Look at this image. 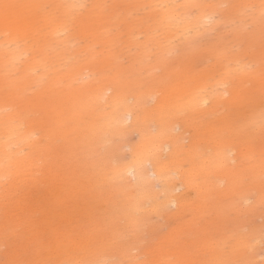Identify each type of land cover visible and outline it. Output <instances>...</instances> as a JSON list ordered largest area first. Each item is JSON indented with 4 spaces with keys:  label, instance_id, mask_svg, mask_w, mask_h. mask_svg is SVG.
I'll use <instances>...</instances> for the list:
<instances>
[{
    "label": "rangeland",
    "instance_id": "374dc122",
    "mask_svg": "<svg viewBox=\"0 0 264 264\" xmlns=\"http://www.w3.org/2000/svg\"><path fill=\"white\" fill-rule=\"evenodd\" d=\"M29 13L0 26L5 92L32 76L0 107V262L264 264V0H40ZM47 83L60 119L22 110ZM71 91L97 97L82 107Z\"/></svg>",
    "mask_w": 264,
    "mask_h": 264
},
{
    "label": "bare ground",
    "instance_id": "6f19581e",
    "mask_svg": "<svg viewBox=\"0 0 264 264\" xmlns=\"http://www.w3.org/2000/svg\"><path fill=\"white\" fill-rule=\"evenodd\" d=\"M40 0H20V3H19V5L20 6H22V7H20V8H18V9H15L14 10V12H15V14L16 15H18L19 17H16L15 18V20H14V22H13V24L10 22V20L6 23L5 22V20H4V17H3V14H0V26L2 27V29H1V32L2 33H9V31H10V29H9V27L8 26H6V25H14L15 27H20V26H22L23 25V23H26L27 22V17H26V15H25V13H28V12H30L29 13V15H30V17L32 18L34 15H35V12H36V9L38 8V2H39ZM5 3H7V4H10L9 3V0H0V5H2V4H5ZM65 11L67 12V10L65 9ZM5 23H6V25H5ZM65 28V27H64ZM60 29V31L59 32H62L63 31V29L62 28H57V31ZM16 30H18V28H16ZM14 39H16V38H14ZM0 81H2V77H0ZM30 83H32V76H31V74H24L23 72L17 77V78H15V79H13L12 81H11V83H10V87H11V89L13 90V94L11 93V94H7L6 92H5V88L4 87H2V84H0V107H3V108H10V107H13V105H14V103L16 102L13 98L16 96V95H18L19 93H25V91L26 90H28L29 89V86H30ZM51 84H49V83H47L46 85H45V87L42 89V90H40V92H37V93H34L33 95H32V97L31 98H27L25 101H27V104L26 105H24L23 106V111H27V110H34L35 112H37L39 115H52L51 113H54V114H56L57 115V119H60V118H62V116H63V96H60V95H57L58 93L55 91V89L53 88V86H50ZM12 92V91H11ZM71 93H72V96H75L77 99H79L80 101H77V103L80 105V106H82V107H87V106H89L90 104H91V100L93 101H95V99H96V97H97V95H95V96H90L89 98H87V99H85V98H83L81 95H78L77 93H76V91H71ZM123 101V100H122ZM122 103V102H121ZM203 103H205V102H203ZM128 115H132L131 113H129ZM128 115H127V117H128ZM139 117V116H138ZM129 118V117H128ZM139 119V118H138ZM129 120V119H128ZM126 121V120H125ZM124 121V122H125ZM121 123V122H120ZM57 129H58V134L59 135H61L62 137H63V127H62V125L60 124V125H58L57 126ZM163 129V128H162ZM163 130H165V129H163ZM170 130V129H169ZM166 134V133H165ZM171 136V135H170ZM30 141V140H29ZM152 147V146H151ZM155 148V147H154ZM158 149V148H157ZM150 151H151V149H150ZM158 152V151H157ZM152 153H155L156 154V152H152ZM144 154V153H143ZM154 155V154H153ZM136 156H139V155H136ZM149 157V156H148ZM140 158V157H139ZM157 158V157H156ZM153 159H155V158H152V160ZM140 160V159H139ZM158 161V160H157ZM156 161V162H157ZM152 162V161H151ZM153 162H155L154 160H153ZM155 164V163H154ZM25 165V164H24ZM153 165V164H152ZM167 165V164H166ZM161 166V165H160ZM102 167V166H101ZM153 167H154V165H153ZM165 167V166H164ZM131 168V167H130ZM155 168V167H154ZM153 168V169H154ZM158 169H159V167H158ZM169 169V168H168ZM171 171V170H170ZM119 172V171H118ZM123 172V171H122ZM139 172V171H138ZM155 172V171H154ZM120 173V172H119ZM128 173H130V172H128ZM161 173V172H160ZM139 174V173H138ZM153 174V173H152ZM163 174V173H162ZM131 175V174H130ZM157 175H158V173H157ZM161 175V174H160ZM159 175V176H160ZM165 175V174H164ZM122 176V175H121ZM133 176V175H132ZM166 176V175H165ZM10 177V176H9ZM28 177V176H27ZM139 177H141L140 175H139ZM157 177V176H156ZM156 177H154L155 179H157ZM163 177V176H162ZM161 177V178H162ZM171 177V176H170ZM104 178V177H103ZM117 178V177H116ZM164 178V177H163ZM167 178H168V176H167ZM20 179V178H19ZM30 179H32V178H30ZM97 179V178H96ZM137 179V178H136ZM140 179V178H139ZM160 179V178H159ZM159 179H157V180H159ZM165 179V178H164ZM168 179H170V178H168ZM3 180V179H2ZM120 180H121V178H120ZM161 180V179H160ZM117 182H118V180H116ZM122 181V180H121ZM120 181V182H121ZM137 181V180H136ZM140 181H142V180H140ZM165 181V180H164ZM139 182V180L137 181V183ZM103 183H105L104 182V180H103ZM158 183H159V181H158ZM4 184V183H3ZM2 184V185H3ZM143 184V183H142ZM169 184V183H168ZM172 184V183H171ZM170 184V185H171ZM1 185V184H0ZM111 185V184H110ZM136 185V184H135ZM135 185H133V186H135ZM167 185V184H166ZM169 185V188L171 187ZM88 186V185H87ZM109 186V185H108ZM138 185H136V187H137ZM161 186H163V185H161ZM168 186V185H167ZM86 187V186H85ZM104 187L106 188V186L104 185ZM92 188H93V186H92ZM169 188H167V190L169 189ZM101 189V188H100ZM139 189H142V188H139ZM172 189V188H171ZM18 190V189H17ZM138 190V189H137ZM136 190V191H137ZM166 190V189H165ZM115 191V190H114ZM172 191V190H171ZM10 192V191H9ZM106 192V191H105ZM128 192V191H127ZM158 192H160V191H158ZM169 192V191H168ZM167 191H166V193H168ZM8 193V192H7ZM12 193V192H11ZM17 193V192H16ZM71 193V192H70ZM164 193V192H163ZM173 193V192H172ZM13 194V193H12ZM104 194V193H103ZM146 194H148V193H146ZM156 194V193H155ZM160 194V193H159ZM162 194V193H161ZM161 194L159 195V196H161ZM168 194H170V193H168ZM2 195V194H1ZM7 195V194H6ZM29 195H30V193H29ZM68 194H66V196H67ZM145 195V194H144ZM157 195V194H156ZM163 195V194H162ZM171 195V194H170ZM170 195H168L169 197H170ZM28 195H26V197H27ZM65 196V195H64ZM104 196H106V195H104ZM146 196V195H145ZM151 196V195H150ZM149 196V197H150ZM155 196V195H154ZM154 196H151V197H154ZM175 196V195H174ZM1 197V196H0ZM16 197H18V196H16ZM30 197V196H29ZM102 197V196H101ZM148 197V195H147V198H149ZM4 198H6V197H4ZM10 198V197H9ZM66 198H68V197H66ZM154 198H156V197H154ZM163 198V197H162ZM166 198H167V196H166ZM165 198V199H166ZM172 198V197H171ZM174 198V197H173ZM176 198V197H175ZM174 198V199H175ZM150 199V198H149ZM152 199V198H151ZM1 200V199H0ZM6 200V199H5ZM115 200V199H114ZM155 200V199H154ZM24 201H26V200H24ZM113 201V200H112ZM122 201V200H121ZM158 201V200H157ZM162 201V200H161ZM160 201V202H161ZM10 202V201H9ZM114 202V201H113ZM126 202V201H125ZM159 202V203H160ZM163 202V201H162ZM2 203V202H1ZM0 203V204H1ZM134 203V202H133ZM132 203V204H133ZM140 203V202H139ZM139 203H137V204H139ZM156 203V202H155ZM166 203V202H165ZM6 204H8V203H6ZM15 204H17V203H15ZM15 204H14V206H15ZM119 204V203H118ZM19 205V204H18ZM108 205V204H107ZM155 205V204H154ZM162 205V204H161ZM12 206V205H11ZM33 206H35V205H33ZM118 206V205H117ZM116 206V207H117ZM126 206H127V204H126ZM142 206V205H141ZM141 206H140V208H141ZM153 206V205H152ZM158 206V205H157ZM6 207V206H5ZM10 207V206H9ZM16 207V206H15ZM134 207V206H133ZM136 207V206H135ZM143 207V206H142ZM154 207V206H153ZM156 207V206H155ZM12 208V207H11ZM10 208V209H11ZM22 208V207H21ZM118 208V207H117ZM130 208H131V206H130ZM140 208H138V209H140ZM160 208V207H159ZM158 208V209H159ZM9 209V208H8ZM18 209H19V207H18ZM17 209V210H18ZM35 209V208H34ZM137 209V208H136ZM152 209V208H151ZM156 209V208H155ZM12 210H14V209H12ZM32 210V209H31ZM39 210V209H38ZM37 210V211H38ZM59 210V209H58ZM65 210V209H64ZM117 210V209H116ZM132 210V209H131ZM115 211V210H114ZM133 211V210H132ZM139 211V210H138ZM141 211V210H140ZM155 211H157V209L155 210ZM67 212V211H66ZM115 212H117V211H115ZM136 212V211H135ZM60 213V212H59ZM109 213V212H108ZM141 213V212H140ZM129 214V213H128ZM126 215V216H129V215ZM67 215V214H66ZM112 217V216H111ZM65 218V217H64ZM114 218V217H113ZM131 218V217H130ZM61 220V219H60ZM61 223V222H60ZM97 223V222H96ZM99 223V222H98ZM57 224V223H56ZM113 224H115L114 222H113ZM98 225V224H97ZM57 226H58V224H57ZM60 226V225H59ZM63 227V226H62ZM94 227V226H93ZM100 227H101V225H100ZM102 229V228H101ZM97 230V229H96ZM62 232V231H61ZM98 231H96V233H97ZM99 233V232H98ZM57 234H59V233H57ZM98 235V234H97ZM44 238V237H43ZM98 241H99V239H97ZM44 241V240H43ZM101 241V240H100ZM15 242V241H14ZM16 243H18L17 241H16ZM20 244H22V243H20ZM16 245V244H15ZM14 245V246H15ZM19 245V244H18ZM18 245H16V246H18ZM65 245V244H64ZM22 246H23V244H22ZM25 246V245H24ZM23 246V247H24ZM68 246V245H67ZM13 247V246H12ZM65 247V246H64ZM18 249V248H17ZM20 249V248H19ZM23 249V248H22ZM10 250V249H9ZM8 250V251H9ZM15 250H16V248H15ZM24 250V249H23ZM27 250H29V249H27ZM16 253H17V251H16ZM18 253H19V250H18ZM89 253V252H88ZM11 254H13V253H11ZM28 254H30V253H28ZM7 255V254H6ZM17 255V254H16ZM19 255V254H18ZM14 256V255H13ZM31 256V255H30ZM101 256V255H100ZM103 256V255H102ZM105 256V255H104ZM103 256V257H104ZM7 257V256H6ZM92 257V256H91ZM10 258H12V257H10ZM7 259V258H6ZM13 259H14V257H13ZM17 260H18V258H17ZM28 261H30L29 259H27ZM14 261V260H13ZM31 262V261H30ZM32 262H34V261H32ZM32 262H31V264H32ZM37 263V262H36ZM28 264H30V263H28ZM34 264V263H33Z\"/></svg>",
    "mask_w": 264,
    "mask_h": 264
},
{
    "label": "snow or ice",
    "instance_id": "6c2138e0",
    "mask_svg": "<svg viewBox=\"0 0 264 264\" xmlns=\"http://www.w3.org/2000/svg\"><path fill=\"white\" fill-rule=\"evenodd\" d=\"M22 6L20 5H13V4H2L0 5V10H2V14L4 17L5 22L7 23L9 20L13 19L15 16V9H18ZM227 87V85H225ZM225 99H227V93H225ZM0 264H6V262H0ZM11 264H20L18 261H12ZM79 264H87V262H79ZM219 264H232L230 261H222Z\"/></svg>",
    "mask_w": 264,
    "mask_h": 264
}]
</instances>
